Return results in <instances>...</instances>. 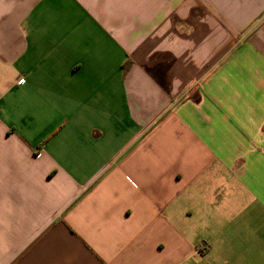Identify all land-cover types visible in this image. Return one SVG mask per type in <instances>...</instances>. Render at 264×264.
Masks as SVG:
<instances>
[{"label":"crops","instance_id":"crops-1","mask_svg":"<svg viewBox=\"0 0 264 264\" xmlns=\"http://www.w3.org/2000/svg\"><path fill=\"white\" fill-rule=\"evenodd\" d=\"M0 264H264V0H0Z\"/></svg>","mask_w":264,"mask_h":264}]
</instances>
